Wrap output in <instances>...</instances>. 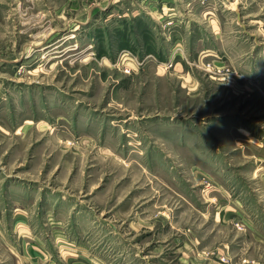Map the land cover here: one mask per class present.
<instances>
[{"label":"rangeland","instance_id":"374dc122","mask_svg":"<svg viewBox=\"0 0 264 264\" xmlns=\"http://www.w3.org/2000/svg\"><path fill=\"white\" fill-rule=\"evenodd\" d=\"M259 239L264 0H0V264H252Z\"/></svg>","mask_w":264,"mask_h":264},{"label":"crops","instance_id":"0c3cea01","mask_svg":"<svg viewBox=\"0 0 264 264\" xmlns=\"http://www.w3.org/2000/svg\"><path fill=\"white\" fill-rule=\"evenodd\" d=\"M259 241H262V243L260 244L261 251L257 252L256 256H254L251 259L252 260V264H264V240L259 239ZM219 247H222V248H218L219 253H218V255H216V258L213 257V256L210 257L209 255H205V256L200 255V257L198 259V264H223L222 262L218 261V258L220 257V254L221 255L222 254L230 255V252H229V250L227 249L226 246H219ZM245 259L248 260L249 258L247 259V255L246 256L242 255V256L239 257L237 262H234L232 260V262L229 263V264H242V262H244Z\"/></svg>","mask_w":264,"mask_h":264},{"label":"built area","instance_id":"2783aa9c","mask_svg":"<svg viewBox=\"0 0 264 264\" xmlns=\"http://www.w3.org/2000/svg\"><path fill=\"white\" fill-rule=\"evenodd\" d=\"M172 22V20H168L167 22H165V24H171Z\"/></svg>","mask_w":264,"mask_h":264}]
</instances>
